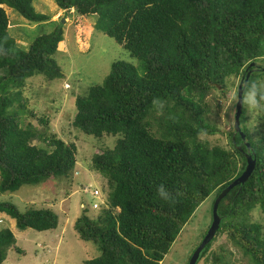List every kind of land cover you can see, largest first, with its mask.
I'll return each instance as SVG.
<instances>
[{
    "label": "trees",
    "instance_id": "1",
    "mask_svg": "<svg viewBox=\"0 0 264 264\" xmlns=\"http://www.w3.org/2000/svg\"><path fill=\"white\" fill-rule=\"evenodd\" d=\"M54 1L66 19H73L84 51L91 49L93 30L100 29L138 61H113L101 84L75 98V129L96 138L116 137L114 147L102 148L91 160L107 181L106 204L94 214L84 206L74 223L79 238L100 251L85 264H160L199 205L244 171L247 158L239 146L246 151L245 141L256 167L218 206L222 222L217 233L227 236L228 248L214 253L210 264H222L226 252L239 254L238 264H264V223L253 216L257 208L264 213V88L257 89L255 117L243 103L245 141L234 127L227 131L213 124L207 103L215 90L225 94L229 80L240 77L241 82L248 71L246 85L261 83L255 75L264 70L258 65L264 62V0ZM33 2L0 0L2 193L49 178H70L78 160L75 142L48 131L46 116L38 118L44 131L24 123L25 114L36 117L22 98L26 81L36 74L49 80L64 77L53 57L64 39V23L38 12ZM5 6L41 26L27 47L10 34ZM89 17H97L96 23L88 26ZM218 132L228 133L230 142L205 138ZM0 211L19 229L58 226L51 208L23 211L7 200L0 201ZM11 248L20 252L6 227L0 230V264Z\"/></svg>",
    "mask_w": 264,
    "mask_h": 264
},
{
    "label": "rangeland",
    "instance_id": "2",
    "mask_svg": "<svg viewBox=\"0 0 264 264\" xmlns=\"http://www.w3.org/2000/svg\"><path fill=\"white\" fill-rule=\"evenodd\" d=\"M33 5L38 12L46 13L53 20H62L64 23V39L53 56L61 66L64 77L49 80L42 74H36L26 81L22 98L27 109L33 110L36 117L25 114L24 123L30 122L44 131L45 127L38 118L46 116L49 119L48 131L66 142H75L77 173L70 178H49L37 186L24 185L15 192H0V201H11L23 211L29 207L51 208L59 218L55 229H19L9 214L0 211V230L6 227L11 229L16 247L20 249V252L9 249L3 264H85V260L99 256L100 251L93 243L79 238L74 223L83 209L82 203L90 208L93 202L101 199L103 192L108 191L106 179L92 168L91 160L102 148L114 147L116 137L105 135L103 138H96L75 129L72 126L76 114L75 98L86 93L91 86L101 84L109 74L113 61L125 60L134 65L138 61L124 46L100 29L93 30L90 37L91 49L84 51L85 46H81L82 43L76 37L73 19H66L64 11L58 8L54 0H34ZM5 8L10 19V34L19 45L27 47L37 36L41 26L30 23L14 9L7 6ZM96 20L97 17H89L87 25L96 23ZM45 28L48 26L45 25ZM81 37L83 39L84 34ZM258 65L264 66V62L261 60ZM255 76L264 83V70L257 71ZM240 80V77H233L228 82L225 94L217 89L207 98L210 109L208 117L220 130L229 131L234 127L238 100L236 94ZM17 104L15 103V107H18ZM258 110L259 106L252 111L254 117ZM227 134L218 132L205 138L228 144L230 140ZM33 143L39 144L38 140ZM95 187L101 191L100 195H93ZM215 200V194L212 193L199 205L160 264H188L190 255L212 223ZM90 212L94 214L96 211ZM253 216L264 223V213L259 208L253 212ZM226 240L225 234L217 233L200 264H210L214 253H225L222 248L225 247ZM237 256L239 254L235 253L233 256L226 252L222 264L242 263Z\"/></svg>",
    "mask_w": 264,
    "mask_h": 264
},
{
    "label": "water",
    "instance_id": "3",
    "mask_svg": "<svg viewBox=\"0 0 264 264\" xmlns=\"http://www.w3.org/2000/svg\"><path fill=\"white\" fill-rule=\"evenodd\" d=\"M252 66H256V63H252ZM248 70V69H247ZM251 74V71H248L246 79L242 80L239 83L238 86V100L236 103V113H235V121H234V129L235 133H239L242 136V139L245 141L246 140V134L241 128V115L243 111V95H244V89L242 85H246L249 76ZM245 145L247 147L246 151H244L241 146H239V149L243 151L247 158V164L244 169V171L236 178L234 179L227 187H225L219 195L216 197V200L214 202V207H213V220L208 228L206 234L204 235V238L200 242V244L196 247L195 251L191 255L188 264H196L201 252L206 248L207 245L214 239L215 235L217 234L221 222H222V217L220 216L218 212V206L221 202V200L230 192L231 189L236 187L239 184L245 183L249 177L252 175L253 171L255 170L256 167V159L254 155L252 154V148L251 144L248 141H245Z\"/></svg>",
    "mask_w": 264,
    "mask_h": 264
},
{
    "label": "clouds",
    "instance_id": "4",
    "mask_svg": "<svg viewBox=\"0 0 264 264\" xmlns=\"http://www.w3.org/2000/svg\"><path fill=\"white\" fill-rule=\"evenodd\" d=\"M242 87L244 89L243 103H244V105L247 106L249 111H253L258 106L257 89L264 88V83L250 82L248 85H242ZM76 173H77V171H76ZM106 198H107V191H106V193L103 192V195H102L100 200L93 202V204L94 203L100 204L101 201H103V203L100 204L99 208L94 209L93 204H92V206L90 207V210L98 211V209H100L102 207V205L106 204V202H105ZM82 205H83L82 207L86 206L85 203H82Z\"/></svg>",
    "mask_w": 264,
    "mask_h": 264
},
{
    "label": "built area",
    "instance_id": "5",
    "mask_svg": "<svg viewBox=\"0 0 264 264\" xmlns=\"http://www.w3.org/2000/svg\"><path fill=\"white\" fill-rule=\"evenodd\" d=\"M87 190V189H86ZM100 190L97 188V189H95L94 191H93V195H95V196H97V195H100ZM103 203V201H101V203L100 204H102ZM100 204L99 203H94L93 204V208L94 209H97V208H99V206H100ZM83 206V205H82Z\"/></svg>",
    "mask_w": 264,
    "mask_h": 264
},
{
    "label": "bare ground",
    "instance_id": "6",
    "mask_svg": "<svg viewBox=\"0 0 264 264\" xmlns=\"http://www.w3.org/2000/svg\"><path fill=\"white\" fill-rule=\"evenodd\" d=\"M95 189H97V188L95 187L94 190H95ZM94 190H93V191H94ZM85 191H87V190H85ZM93 191H92V192H93Z\"/></svg>",
    "mask_w": 264,
    "mask_h": 264
}]
</instances>
